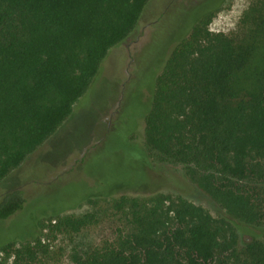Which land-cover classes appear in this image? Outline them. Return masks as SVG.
<instances>
[{"label":"trees","instance_id":"16d2710c","mask_svg":"<svg viewBox=\"0 0 264 264\" xmlns=\"http://www.w3.org/2000/svg\"><path fill=\"white\" fill-rule=\"evenodd\" d=\"M148 1L0 0V182L69 116ZM213 16L197 17L159 70L135 73L150 95L130 115L143 111L146 151L180 164L226 216L169 192L119 194L4 243L0 264H44L43 230L77 233L104 216L114 236L74 251L72 264H264V0L251 1L239 32L211 30ZM25 202L19 188L4 192L0 220Z\"/></svg>","mask_w":264,"mask_h":264},{"label":"rangeland","instance_id":"374dc122","mask_svg":"<svg viewBox=\"0 0 264 264\" xmlns=\"http://www.w3.org/2000/svg\"><path fill=\"white\" fill-rule=\"evenodd\" d=\"M251 1L149 0L134 31L109 50L95 83L69 116L0 182V198L12 188L21 189L26 198L21 210L0 220V246L23 240L38 224H48L57 215L103 211L119 194L169 192L214 216H226L187 179L180 164L159 161L146 151L143 111L134 120L130 113L138 104L147 106L150 95L148 86L138 92L135 73L159 70L170 46L208 10H214L211 30L239 32ZM142 68L143 72L136 71ZM105 217L77 233L50 236L43 230L42 239L48 243L44 264H72L74 251L81 253L112 238L113 223ZM238 232L241 241L249 239L246 232Z\"/></svg>","mask_w":264,"mask_h":264}]
</instances>
